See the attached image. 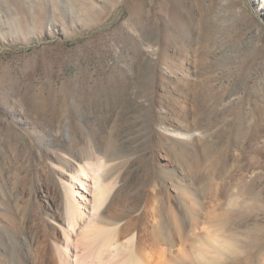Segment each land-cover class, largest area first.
<instances>
[{
	"label": "rangeland",
	"instance_id": "1",
	"mask_svg": "<svg viewBox=\"0 0 264 264\" xmlns=\"http://www.w3.org/2000/svg\"><path fill=\"white\" fill-rule=\"evenodd\" d=\"M79 161L158 183L161 262L264 264V0H0V264Z\"/></svg>",
	"mask_w": 264,
	"mask_h": 264
},
{
	"label": "bare ground",
	"instance_id": "2",
	"mask_svg": "<svg viewBox=\"0 0 264 264\" xmlns=\"http://www.w3.org/2000/svg\"><path fill=\"white\" fill-rule=\"evenodd\" d=\"M79 162L72 172L62 174L64 192L60 189L49 191L52 206L59 213L52 215L51 221L41 219L37 228L32 227L34 223L25 222V228L31 234L30 248L34 250L22 251L21 264H167L160 259L172 252L174 245L158 242L149 229L150 222L159 223L158 208L163 195L158 183L152 182L151 185L149 213H140L143 202L140 198L111 197L115 184L114 181H111L114 185L108 182V172L102 170L103 167H98L101 168L98 170L93 162ZM10 233L0 235L1 240L12 242ZM223 233L225 236L227 230ZM219 234H207L205 237L211 244L219 243L223 238ZM253 246L250 245L251 251Z\"/></svg>",
	"mask_w": 264,
	"mask_h": 264
}]
</instances>
